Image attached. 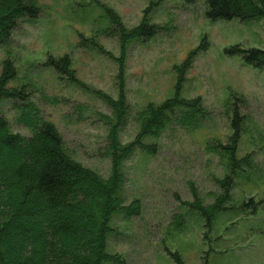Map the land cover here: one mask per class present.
Returning a JSON list of instances; mask_svg holds the SVG:
<instances>
[{"label": "rangeland", "instance_id": "1", "mask_svg": "<svg viewBox=\"0 0 264 264\" xmlns=\"http://www.w3.org/2000/svg\"><path fill=\"white\" fill-rule=\"evenodd\" d=\"M37 1L38 16L19 19L7 44H0V73L2 60L10 57L17 72L6 85L28 94L41 116L55 124L68 153L84 166L109 175L113 114L105 100L119 95V23H111L100 4L127 29L143 18L158 26L151 38L135 40L126 49L127 105L120 141L135 138L140 109L176 93L180 74L175 67L187 58L191 63L180 94L199 96L206 111L197 128L173 123L158 137L144 139L156 144L154 152L136 147L123 161L124 203L138 198L140 212L112 216L107 251L117 261L105 264H180L176 255L182 264H264V66L254 67L226 51L233 45L264 50V18L212 20L206 16V0ZM65 54L79 84L46 64ZM14 102L0 99V116L11 132L29 136ZM234 110L240 127L235 156L249 165L242 163L232 173L228 198L204 217L188 202L197 193L203 204H216L223 193L217 179L229 174L227 156L210 148L230 143ZM175 214L181 229L169 233Z\"/></svg>", "mask_w": 264, "mask_h": 264}, {"label": "trees", "instance_id": "2", "mask_svg": "<svg viewBox=\"0 0 264 264\" xmlns=\"http://www.w3.org/2000/svg\"><path fill=\"white\" fill-rule=\"evenodd\" d=\"M98 2V0H96ZM191 1V0H188ZM209 19L264 18V0H206ZM104 16L113 24L119 23L120 55L118 60L119 95L105 101L112 108L108 133L110 172L103 177L97 171L75 160L67 151L63 138L52 121L44 119L38 107L27 99L28 94L6 85L16 77V68L10 57L2 60L0 73V99L13 98L22 123L31 130L29 136L10 131L8 121L0 116V264H105L117 261V255L107 251L108 234L112 231L111 218L115 213L125 217L140 212L138 198L124 203L125 172L123 161L139 147L146 153L155 151V143H146L147 137H158L169 125L176 123L187 129L197 128L206 116L200 97L187 98L180 94V85L190 59L175 68L180 74L176 93L159 103H148L137 112L139 129L135 138L123 144L119 139V126L126 116L124 87V59L129 45L139 39H149L158 26L143 18L130 30L122 26L120 18L103 4ZM41 11L37 0H0V44L6 45L19 19L36 18ZM239 54L254 67L264 66V50L233 45L226 49ZM79 84L72 61L65 54L50 57L46 63ZM82 84V83H80ZM235 116V118H234ZM233 133L230 143H212L210 150L227 156L229 174L217 181L223 193L215 203L205 205L194 193L189 205L208 217L228 196L233 183L232 173L242 166L245 158L237 159L235 152L239 140L234 110ZM114 118V120L112 119ZM77 215V217H75ZM180 215L169 223V233L181 229ZM9 228L13 233H9ZM176 260L182 264L178 255Z\"/></svg>", "mask_w": 264, "mask_h": 264}]
</instances>
